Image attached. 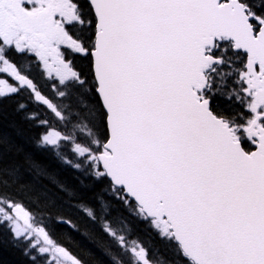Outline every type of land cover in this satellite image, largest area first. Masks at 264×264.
<instances>
[{
  "label": "snow or ice",
  "instance_id": "obj_1",
  "mask_svg": "<svg viewBox=\"0 0 264 264\" xmlns=\"http://www.w3.org/2000/svg\"><path fill=\"white\" fill-rule=\"evenodd\" d=\"M48 85L74 105L54 103ZM21 91L66 126L75 117L69 134L27 118L47 128L42 146L109 182L105 191L170 245L171 264H264V0H0V97ZM62 142L81 162L64 158ZM3 145L10 243L32 264H85L50 234L48 212L8 193L22 165L3 162ZM25 163L71 206L74 189ZM76 207L127 256L105 249L112 264H159L110 202Z\"/></svg>",
  "mask_w": 264,
  "mask_h": 264
},
{
  "label": "trees",
  "instance_id": "obj_2",
  "mask_svg": "<svg viewBox=\"0 0 264 264\" xmlns=\"http://www.w3.org/2000/svg\"><path fill=\"white\" fill-rule=\"evenodd\" d=\"M82 2L87 7V1L82 0ZM33 76L39 81V76ZM47 96L54 103L74 105L73 100L62 101L57 97ZM21 103L26 105L23 110L18 107ZM33 112L38 113L41 119H47L48 127L64 134L71 132L72 122L75 120V117H69L66 126L65 122L59 121L45 106L30 99V94L25 91H21L18 95L0 97V139L4 141L3 162L6 165L16 163L22 165L17 183L7 190L8 193L15 199L23 201L32 210L48 212L51 218V223L48 225L50 234L58 243L82 259L85 264H112L105 249L120 254L122 259L127 260V256L121 253V249L103 231L100 223L92 221L80 208L76 207L77 204L82 203L95 208L99 204L100 197L110 202L109 211L112 217L122 218L124 223L119 226L126 225L130 230L129 240H138L159 264H171L175 261L176 257L170 245L161 239L145 221L131 214L112 197L110 191H105L109 188L107 180H97L94 176L75 169L58 157L55 149L39 143L41 134L47 131V128L40 126L38 121L27 118ZM78 142H84V138L81 137ZM60 152L67 160L81 162L73 153L71 143L62 142ZM26 160L35 162L50 176L78 193L77 197L71 200V206H69V198L66 194L47 177H37L29 163H25ZM48 201L54 202L56 207L44 208ZM57 214L71 220L76 227L72 228L67 224L57 222L55 220ZM10 240L11 232L0 226V264H32L30 256L24 254L23 248L13 246ZM35 254L33 250L32 255ZM38 260L40 264H43L42 258L38 257Z\"/></svg>",
  "mask_w": 264,
  "mask_h": 264
}]
</instances>
